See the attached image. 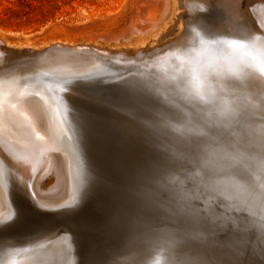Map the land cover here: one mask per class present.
I'll return each instance as SVG.
<instances>
[{
  "label": "bare ground",
  "instance_id": "6f19581e",
  "mask_svg": "<svg viewBox=\"0 0 264 264\" xmlns=\"http://www.w3.org/2000/svg\"><path fill=\"white\" fill-rule=\"evenodd\" d=\"M259 2L264 5V0ZM255 3L256 0H165L157 19L142 20L141 23L149 25L147 29H140L139 22L130 34H123L119 39L96 34L88 38L86 33L87 38L82 39V36L75 41L47 37L32 43L0 31V57L14 53L38 58L35 68L16 73L0 84V246L9 236L30 235L42 229L44 226L39 219L63 218L68 211L81 208L85 185L87 182L91 185V174L97 164L104 162L106 166L103 163L101 168L118 166L111 154L115 148L129 150L130 134L151 130L148 128L153 122L151 115L160 110L153 105L150 109L141 101L130 102L129 95L135 93L136 83L173 82L180 76L200 73L202 65L209 66L213 73L228 69L250 90L245 105L252 113L264 116V24L261 20L264 11L260 10L261 17L252 15L249 9L257 6ZM217 8L230 12L232 18L227 21L231 31L236 26V31L240 28L238 36L206 34V17ZM260 8L263 10V6ZM52 30L61 28L54 25ZM38 69L57 71L52 74L56 77L44 81L52 94L47 93L44 85L40 88L30 84L32 82L25 83ZM74 97L83 100L94 97L96 102L84 108L82 101L77 102ZM50 102L55 118L49 116L46 109ZM128 110L135 111L126 116L131 121L123 120L126 117L120 120L119 116L127 114ZM260 126L263 132L264 122ZM152 130L163 133L167 132V127ZM200 130L203 132L202 128ZM64 136L69 139V147ZM166 143L169 152L171 148ZM167 154L169 158L173 155ZM149 157L151 159V155ZM135 161L138 163L139 159ZM107 181L95 191L93 212L83 205L80 216L63 218L67 230L0 251V264H83L86 251L85 264H92L88 230L105 222L107 216L103 217L102 213L113 208L104 188ZM146 186L142 189L146 190ZM190 196L187 193V197ZM243 198L247 199L246 194L242 195V201ZM251 200L250 213L263 217L264 207L260 209L254 199ZM61 233L66 235L67 242L57 236ZM158 256L145 264H184L180 263L184 259L173 261V258ZM117 262L111 257L108 264Z\"/></svg>",
  "mask_w": 264,
  "mask_h": 264
},
{
  "label": "rangeland",
  "instance_id": "374dc122",
  "mask_svg": "<svg viewBox=\"0 0 264 264\" xmlns=\"http://www.w3.org/2000/svg\"><path fill=\"white\" fill-rule=\"evenodd\" d=\"M259 1L262 0H256L257 6H250L249 11L252 15L261 17L264 5L259 4ZM164 2L165 0H0V31L17 35L20 41L32 43L46 40L47 37L75 41L82 36L84 39L95 34L117 36L115 38L119 39L123 34H130L142 20L151 22L157 19ZM262 6L263 10L260 8ZM229 18H232L229 11L214 9L205 20L206 34H216L219 37L225 35L228 38L238 36L240 28L236 31V26L231 31L232 27L227 21ZM261 20L263 25L264 18L261 17ZM53 24L61 30L53 31ZM148 26L141 23L139 28L147 29ZM243 28L244 25L242 31ZM17 55L8 53L0 57V74L25 72L35 68L38 61L36 56ZM198 71L201 72L193 76H180L173 82L136 83V95H129L131 99L135 96L136 102L130 99L133 104L142 102L146 107L150 106V109L154 106L160 110L153 114L157 117V122H151L149 132L141 131L142 133H137L140 135L132 133L131 136L128 133L132 139L127 144L133 148L119 151L117 147L115 152L112 150L111 154L117 159L118 166L101 168L106 166L105 163L103 162L104 166L103 163L99 166V161L95 162L97 169H93L91 174L92 186L89 182L81 208L70 210L63 217L71 219L80 216L84 211L83 205L86 210L93 212L96 209L92 203L95 191L108 180V185L106 183L104 188L113 208L110 207L112 210L109 212L105 210L106 214L102 213L103 217L107 216L105 222L93 225L88 230L91 232L92 264H108L111 257L118 260L117 264H145L158 255L173 258V261L184 259L180 262L184 264H264V216L259 218L250 213L251 199H254L260 209L264 207V131H260L264 116L252 113L245 105L250 90L228 69L213 73L209 66L202 65ZM179 78L183 80L180 82ZM79 98L74 97L77 102L82 101L81 107L84 108L96 102L94 97L84 100ZM104 108L110 110L109 107ZM199 109H203L204 113H221V116L215 115L216 125L212 123L213 127L207 128L206 132L205 125L197 126L203 130H200L202 133L199 131L203 136L200 137V146L206 138L208 145L200 147L192 142L191 147L184 149L188 154L181 150L176 153V157L171 151L174 160L176 159L173 161L172 156L168 157L169 152L164 144L167 142V145L169 141L161 136L167 132L158 133L152 129L159 130L168 126V122H165L167 118L160 117L162 114L173 116L175 112H179L187 117H196ZM111 112L108 111L117 116ZM129 112L135 111L128 110L127 114L124 112L126 115L121 112L124 116L121 114L118 118H125ZM199 119L202 120L200 116ZM129 121L131 120L128 119ZM200 121H195V125ZM212 146L215 151H208ZM168 147L171 148L172 145L168 144ZM137 158L138 163L135 161ZM101 177L105 180H101ZM144 186L148 191L142 189ZM187 193L191 196L187 197ZM244 194L247 199L243 198L242 201ZM63 218L39 219L38 222L44 226L42 229L30 235L9 236L3 242L51 233L56 230L54 228L63 227L60 226L65 224ZM86 257L87 251L82 258L83 264Z\"/></svg>",
  "mask_w": 264,
  "mask_h": 264
},
{
  "label": "water",
  "instance_id": "95a60500",
  "mask_svg": "<svg viewBox=\"0 0 264 264\" xmlns=\"http://www.w3.org/2000/svg\"><path fill=\"white\" fill-rule=\"evenodd\" d=\"M54 71H55L54 69H50L48 71H45L43 69H38L37 71L33 72L32 75L28 76V79L25 81V83H27V81H29V82H32L30 84H33L34 86L36 85L37 87H40V88H42L44 85L47 93L49 92L52 94V90H50V87L48 85H45L46 83L44 84V81H48V80H51L52 78L56 77V74L52 75V74H54ZM55 72H57V71H55ZM15 75H16V72L10 73V74H6V73L0 74V84L4 81H9ZM15 81H17V80H15ZM46 107H47L46 109H47L49 116H52L53 118H55L56 115H55V110L52 107V103L50 102ZM199 111L200 112H197V113L202 118L201 121H200L199 116L197 114H196L197 119L193 115L190 117H187L186 115H183V114L181 115L179 112H175V114H173V116H170L168 114L165 115V117L168 119V123H167L168 126H166L167 127V133L161 134V136H164L165 138H167V140L169 141L168 144L170 146L172 145L171 149H169V153L172 151V152H174L173 154H176V153L180 152L181 150H184L187 147H191L192 142L196 146H200V143L198 141L202 140V138H200V137H203V136L201 135V133H199L200 127H197L198 124L205 125L204 129L206 131L207 128L213 127L212 123H214L216 125L215 115L221 116L220 112L219 113L217 112L218 114H213L215 112L214 109H212V112L214 111L213 113H211V112L204 113L205 111L203 112V109L202 110L199 109ZM191 112H193V111H191ZM151 120L153 122L154 121L157 122L156 117H154L152 115H151ZM194 120L195 121L199 120L200 122L197 123V125H195ZM211 120H214V121L212 122ZM176 130H178V131H176ZM203 140H204V144L201 145L200 147H205L208 145L207 138L203 139ZM64 142L67 144L68 147L70 146L69 139L66 136H64ZM168 144H167V146H168ZM213 147L214 146H212L208 151H210V152L215 151V149L212 150ZM87 187H88V182L85 185V189H84L83 194L86 193V191L88 189ZM9 202L11 204L10 200H9ZM11 206H12V204H11ZM60 226H63V227L60 229H57L59 227L58 226V227L54 228V229H56L55 231H53V232L51 231V233L50 232L40 233L39 236L34 237V238L23 239L20 241H4V242L2 241L3 243L0 246V251L1 252L5 251L9 248H13V247L20 245V244L28 243L32 240L42 238V237L47 236V235L52 234V233H57L61 230H67V227L65 225H60ZM57 236L59 238L63 237L64 242H67V239H66L67 237L65 234L61 233Z\"/></svg>",
  "mask_w": 264,
  "mask_h": 264
},
{
  "label": "snow or ice",
  "instance_id": "6c2138e0",
  "mask_svg": "<svg viewBox=\"0 0 264 264\" xmlns=\"http://www.w3.org/2000/svg\"><path fill=\"white\" fill-rule=\"evenodd\" d=\"M241 178H243V177H241Z\"/></svg>",
  "mask_w": 264,
  "mask_h": 264
}]
</instances>
